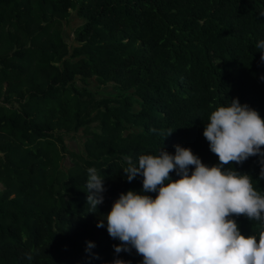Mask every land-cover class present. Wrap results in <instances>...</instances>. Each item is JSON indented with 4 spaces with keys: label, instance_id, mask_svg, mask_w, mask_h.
Segmentation results:
<instances>
[{
    "label": "trees",
    "instance_id": "1",
    "mask_svg": "<svg viewBox=\"0 0 264 264\" xmlns=\"http://www.w3.org/2000/svg\"><path fill=\"white\" fill-rule=\"evenodd\" d=\"M71 10L84 22L70 50L62 32ZM261 40L264 0H0V264L117 258L120 241L97 221L143 181H127L122 156L174 154L179 144L219 163L203 135L211 112L238 98L264 118ZM77 78L116 94L98 96ZM78 131L89 134L83 153L64 144ZM66 153L73 162L62 169ZM90 167L106 189L96 212L87 205ZM225 167L249 174L264 195L260 157ZM232 218L241 234L258 236L261 222ZM118 258L143 261L135 249Z\"/></svg>",
    "mask_w": 264,
    "mask_h": 264
},
{
    "label": "clouds",
    "instance_id": "2",
    "mask_svg": "<svg viewBox=\"0 0 264 264\" xmlns=\"http://www.w3.org/2000/svg\"><path fill=\"white\" fill-rule=\"evenodd\" d=\"M255 47L264 63V40ZM203 135L219 160L212 166L179 144L174 154L162 148L135 162L131 155L122 156L124 177L131 182L142 176V191L122 192L97 221V227L106 221L109 236L120 241L113 245L117 258L109 264H130L118 254L132 249L143 257L142 264H264V195L249 174L225 167L258 156V179H264V118L232 98L211 112ZM87 173V205L96 212L104 202V176L95 167ZM240 215L261 222L258 236L241 234L232 218ZM93 247L89 241L87 250Z\"/></svg>",
    "mask_w": 264,
    "mask_h": 264
},
{
    "label": "rangeland",
    "instance_id": "3",
    "mask_svg": "<svg viewBox=\"0 0 264 264\" xmlns=\"http://www.w3.org/2000/svg\"><path fill=\"white\" fill-rule=\"evenodd\" d=\"M76 10H71L70 15L67 18V21L63 23V32L62 36L63 39L68 43L69 49L71 50L74 45H76L75 41V31L84 21L83 19L79 20ZM74 21V22H73ZM75 85L82 88L86 86L92 92L96 93L98 96H111L116 94L115 90L112 89L110 86H98L93 79H89L86 84L83 83L79 78L76 79ZM138 106L134 105L133 109H136ZM91 133H98L99 132V124L93 123L90 126ZM89 134H83L81 131L76 133H66L63 135L64 137V144L67 147V150L76 153H83L84 152V140L88 137ZM73 158L66 153L61 161V168L66 169L72 165ZM0 188H2V184L0 183ZM1 192V191H0Z\"/></svg>",
    "mask_w": 264,
    "mask_h": 264
},
{
    "label": "crops",
    "instance_id": "4",
    "mask_svg": "<svg viewBox=\"0 0 264 264\" xmlns=\"http://www.w3.org/2000/svg\"><path fill=\"white\" fill-rule=\"evenodd\" d=\"M79 20H81L80 18H78ZM74 22V21H73Z\"/></svg>",
    "mask_w": 264,
    "mask_h": 264
}]
</instances>
